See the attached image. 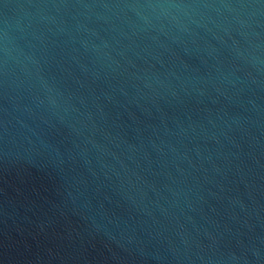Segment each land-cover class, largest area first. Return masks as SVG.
Listing matches in <instances>:
<instances>
[{"label":"water","instance_id":"95a60500","mask_svg":"<svg viewBox=\"0 0 264 264\" xmlns=\"http://www.w3.org/2000/svg\"><path fill=\"white\" fill-rule=\"evenodd\" d=\"M0 264H264V0H0Z\"/></svg>","mask_w":264,"mask_h":264}]
</instances>
